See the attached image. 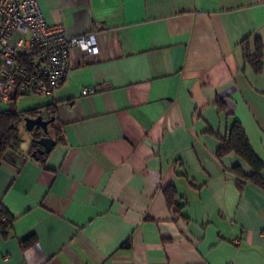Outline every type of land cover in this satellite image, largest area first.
Returning a JSON list of instances; mask_svg holds the SVG:
<instances>
[{
	"label": "crops",
	"instance_id": "0c3cea01",
	"mask_svg": "<svg viewBox=\"0 0 264 264\" xmlns=\"http://www.w3.org/2000/svg\"><path fill=\"white\" fill-rule=\"evenodd\" d=\"M38 1L70 37L101 24L100 54L77 50L38 105L1 103L52 105L57 143L35 158L28 131L4 154L0 264H264V186L218 155L238 121L264 164V70L245 51L264 0Z\"/></svg>",
	"mask_w": 264,
	"mask_h": 264
},
{
	"label": "built area",
	"instance_id": "2783aa9c",
	"mask_svg": "<svg viewBox=\"0 0 264 264\" xmlns=\"http://www.w3.org/2000/svg\"><path fill=\"white\" fill-rule=\"evenodd\" d=\"M102 27L70 37L63 24L47 20L38 0H0V103L20 96H53L73 69L77 50L83 54L80 63L99 56L97 33ZM101 90L93 86L82 93Z\"/></svg>",
	"mask_w": 264,
	"mask_h": 264
},
{
	"label": "trees",
	"instance_id": "16d2710c",
	"mask_svg": "<svg viewBox=\"0 0 264 264\" xmlns=\"http://www.w3.org/2000/svg\"><path fill=\"white\" fill-rule=\"evenodd\" d=\"M246 51V60L252 63L256 70L259 72L264 70V44L261 40H256V48L255 53L252 52L251 48L247 46L245 48ZM48 105V106H47ZM52 106L50 104L41 105L38 107H34L28 109L27 111L21 110H4L0 103V165L4 158L5 152L12 147H15L20 143V129L22 125L25 123V117L27 114L31 117H36L40 114L46 115L42 109L44 107ZM50 112V114H49ZM54 116L52 111H48V118ZM55 122H52L50 125L51 133L55 132L56 127L54 126ZM40 132L39 128L34 130V136H38ZM37 148V145L35 144ZM231 151H235L239 155H241L254 169L255 173L252 176L256 182L264 186V180L262 176L259 174L264 164L254 153L250 142L246 136V133L242 127V124L238 121H235L234 125L230 129L228 138L224 140L222 147L220 148L218 155H224ZM42 156H38L36 158L40 159ZM43 159V157H42ZM172 193H169V200L172 202V197H170ZM173 196V194L171 195ZM1 214V212H0ZM5 227V222H2ZM36 241L35 238L28 239L23 241L22 246L24 249L30 247Z\"/></svg>",
	"mask_w": 264,
	"mask_h": 264
},
{
	"label": "water",
	"instance_id": "95a60500",
	"mask_svg": "<svg viewBox=\"0 0 264 264\" xmlns=\"http://www.w3.org/2000/svg\"><path fill=\"white\" fill-rule=\"evenodd\" d=\"M55 121V117L51 119H45L42 114L36 117H25V125L28 131L32 132L35 128H39L40 132L38 136L33 137V142L37 145V148L32 152L33 157L39 155L49 154L56 146V139L52 136L49 125Z\"/></svg>",
	"mask_w": 264,
	"mask_h": 264
},
{
	"label": "rangeland",
	"instance_id": "374dc122",
	"mask_svg": "<svg viewBox=\"0 0 264 264\" xmlns=\"http://www.w3.org/2000/svg\"><path fill=\"white\" fill-rule=\"evenodd\" d=\"M20 99L21 100L18 104L19 107L21 106L20 108L25 107L27 109V108L31 107L32 105H38V104L42 103L45 98L40 97L38 95H29L26 97H22ZM2 107L4 109H8V108H10V105L2 104ZM24 134H28V130H27L25 124L22 125V127H21L20 136H24Z\"/></svg>",
	"mask_w": 264,
	"mask_h": 264
}]
</instances>
